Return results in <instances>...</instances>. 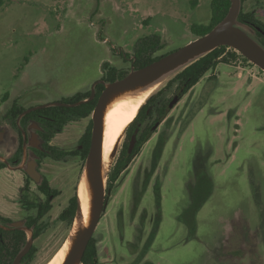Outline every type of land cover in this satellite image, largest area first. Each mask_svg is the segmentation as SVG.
Here are the masks:
<instances>
[{
  "label": "rangeland",
  "instance_id": "rangeland-1",
  "mask_svg": "<svg viewBox=\"0 0 264 264\" xmlns=\"http://www.w3.org/2000/svg\"><path fill=\"white\" fill-rule=\"evenodd\" d=\"M211 2L0 0V95L20 97L29 107L91 90L101 79L103 63L129 68L143 39L155 36L165 44L156 54L194 40L191 26L209 23ZM245 8L264 22V0H247ZM241 27L255 35L251 27ZM172 94L168 90L165 98ZM5 108L6 104H0V114ZM90 118L68 123L54 135L53 143L73 149ZM36 127H29L28 135L36 133ZM1 128L5 132L0 155L5 158L13 154L18 133L6 122H0ZM163 129L169 138L159 147ZM124 142L126 130L110 168ZM157 153L151 180L156 176L162 180L158 196L150 188L134 206L133 177L137 169H147ZM83 167L73 157L42 166L59 191L49 219H56L76 192ZM198 175L206 176L209 183L198 191L199 198L205 195L206 199L192 216L191 192ZM20 177L21 170H0V213L13 219L20 216L15 203ZM115 183L119 186L115 192H106L108 203L93 233L98 264H264L262 241L254 242L239 259L228 254L229 244L236 248V238L250 240L262 228L256 199L259 195L264 205V71L238 59L206 72L170 109L165 122L154 129ZM73 222L66 235L58 226L44 235L29 264H44L58 250L63 235L70 236ZM27 235L29 239L31 232Z\"/></svg>",
  "mask_w": 264,
  "mask_h": 264
},
{
  "label": "trees",
  "instance_id": "trees-1",
  "mask_svg": "<svg viewBox=\"0 0 264 264\" xmlns=\"http://www.w3.org/2000/svg\"><path fill=\"white\" fill-rule=\"evenodd\" d=\"M246 1L247 0H241V9L237 18V22L240 25L251 27L254 30V33L260 36L259 31H264V23L257 16L255 11L245 8ZM229 7L230 0H212L211 17L209 23L193 24L191 26V31L196 35V37L206 34L214 25H216L224 18ZM256 35L251 36L264 47V44ZM164 45L165 44L155 36L143 39L139 42L138 49L131 57L129 68H119L116 65H111L109 62H105L102 66L103 74L101 76V79H103L105 82L115 81L124 77L130 70L141 68L153 62L154 60H157L161 56L167 54H156V52L162 49ZM238 59H241L245 63L253 64L249 62L246 57H244L242 54L231 47L225 45L216 47L215 49L209 51L208 53L197 58L184 68L177 71L170 79L166 81L162 88H160L153 95L151 94L146 99L145 103L140 107L133 121H131V123L126 127L127 129H125L127 132L126 142L123 143L122 150L120 151L117 159L115 160V163L108 172L106 192L109 191L110 193L111 191H116L119 183H115V181L117 180L123 168L126 167L129 159L134 154L138 153L140 147L150 138L151 127L157 121L167 118V115L170 111L168 109V104L173 96L175 94H179L180 96L186 94L206 74V72H208L209 70H213L217 66V64L228 63L230 61H236ZM103 89V84H97L95 86V95L91 100L84 101L73 106L54 105L38 108L22 115L20 118H18L20 114L25 109L31 106H24L19 100L20 97L11 99L8 93H3L2 95H0V104H6L5 110L0 114V122L9 123L12 128L17 131L20 137L19 146L15 152V157L18 159V157L22 153L23 131L27 132L28 126L31 123L35 122L40 127L39 135L44 144L42 150L31 148L32 152L37 155H44L47 152H52L55 155H75L77 156L78 160H80L82 163H85L91 141L92 120L90 117L96 105L97 99ZM168 90L173 94L171 98L166 99L165 94ZM90 94L91 90L80 91L71 96L62 97L58 101L72 104L87 99ZM191 116L192 114H189L188 118H192ZM88 117L90 118L89 123L83 134L80 136L77 146L74 149H60L58 147H54L51 144V140L53 139L54 135L61 132L68 123L74 120ZM187 123L188 121L186 120L184 122V126L187 125ZM137 126L139 127V129L136 133L135 145L131 152L128 153L129 142L132 134L134 133V129L137 128ZM184 126H182V128ZM182 128H180V132ZM168 138L169 136L167 135L166 130L163 129V131L159 134L158 146H163ZM159 154L160 153L155 154L152 160L158 162ZM5 166V163L3 161H0V168H3ZM208 183L209 180L206 176L198 175L195 184L192 186V202L189 209L192 216L196 214V212L199 210L200 206L206 199L205 195L199 198L201 192L198 191ZM45 185L46 182L43 186H41L43 190H45ZM257 197L258 198L256 199V202L258 203V209L260 213L259 222L260 225H262V228L259 225L260 231L258 233V236L256 234L254 238H249L250 240L244 238L243 236L236 238V248H233V242L232 244H229L228 254H231V256L234 257H238L237 259L241 258V256H244L243 253H245V250L250 248L252 245H255V243L262 241L264 245V205L260 201V196L258 195ZM28 206L30 212L22 228L6 226L3 224L0 226V264H12L15 256L23 249L26 242L28 241L26 230L31 231V238L33 240V243L30 250L21 259L20 264H29L34 260L38 252L37 242L49 231L53 230L57 223L59 224L58 227H60L61 230H64V235H66L67 231L71 228L72 222L77 212L78 197L76 193H73L64 208L61 210L58 216V221H56L57 223L52 225L47 221V218L45 217V214L51 208L50 204L45 202H31ZM158 220L159 218L155 221V228L158 224ZM63 237L62 242L67 236L65 238ZM62 242L59 244V246L62 244ZM95 259H98V243L97 240L92 236L83 253L81 264H93ZM256 259H258L257 255ZM251 264L255 263L253 262Z\"/></svg>",
  "mask_w": 264,
  "mask_h": 264
},
{
  "label": "water",
  "instance_id": "water-1",
  "mask_svg": "<svg viewBox=\"0 0 264 264\" xmlns=\"http://www.w3.org/2000/svg\"><path fill=\"white\" fill-rule=\"evenodd\" d=\"M241 9V0H230V7L224 18L214 25L206 34L196 37L186 45L179 49L171 51L157 60L137 69L130 70L124 77L112 82H105L103 79L97 80L92 88L90 96L76 103L68 104L65 102L55 101L31 106L25 109L18 118L22 115L43 108L46 106H73L84 101L91 100L95 95V86L103 84L104 89L99 95L96 105L91 114L92 128L91 141L88 154L85 159L83 169L86 170L87 179L90 186L91 195V215L88 221L82 224L76 231L70 250L62 264H81L82 256L85 248L93 236L96 226L99 222L102 212L106 207V179L103 177L102 170V133L104 113L108 103L118 94L144 88L149 84L166 78L173 72L179 71L197 58L203 56L216 47L225 45L233 48L249 62L256 65L264 71V47L260 45L241 25L237 22V18ZM180 100V95L175 94L168 104V109H172ZM160 121L155 123L150 132L158 126ZM5 128L0 129V141L4 139ZM25 138V132L23 131ZM136 141V131L132 134L128 152L132 150ZM24 145L25 139H24ZM33 145V144H32ZM3 161L6 160L0 157ZM27 172L35 178L32 167L27 169ZM80 204L78 201L77 212L75 218L80 215ZM23 221L12 222L10 226L22 228ZM32 246V238L29 237L23 249L15 256L12 264H20L23 256L29 251ZM93 264H96L94 261Z\"/></svg>",
  "mask_w": 264,
  "mask_h": 264
},
{
  "label": "flooded vegetation",
  "instance_id": "flooded-vegetation-1",
  "mask_svg": "<svg viewBox=\"0 0 264 264\" xmlns=\"http://www.w3.org/2000/svg\"><path fill=\"white\" fill-rule=\"evenodd\" d=\"M259 33H260V36L259 35H256V34L255 35L264 44V31H261V32L259 31ZM180 98H181V96H180ZM166 119L167 118H165L163 120H159L160 123L158 124L157 127H159L160 125H162L165 122ZM33 125L37 126L35 128V132L36 133H31V135H28L29 134L28 133L29 127L30 128L31 127L33 128ZM39 130H40V127L35 122L31 123L28 126L27 132H25V138H24V136H22V138H23V141H22L23 148H22V153L20 154V156L18 157V159L15 157L16 156L15 155V152H16L18 146H19V141H20L19 135H18V143H17V146H16L13 154L10 155L9 157H5L4 158L6 160V162L3 161L0 158V161H3L5 163V165H6L5 167L0 168V170H2V169H10V170L18 169L19 171L21 170L23 172V178L20 177L21 178V184L18 185V193H17V197L15 199L16 200L15 203L18 205V208H19V211H18L19 213L18 214L20 216L17 219H13V218H11V216H5V215H3V214L0 213V226L2 224L3 225H6V226H10L12 222H18V221H23V225L22 226H24V223H25V221L27 219V216H28V214L30 212L28 205L31 202H36V203H44L45 202V203L50 204V207L51 208L45 214V217L47 218V221L51 225L57 223L56 221H58V216H59V214H60L61 211L57 214L56 219H54V220H51V218L49 219V216H50V212L53 210V200L59 195V191L51 184V179H52L51 178V175L50 174H47L42 169V166L45 165V164H48V163H52V164L59 163L62 160H64L66 157H73L75 159H78V158L75 155H55L52 152H47L44 155H37L34 152H32L31 148H33V149H41V150L43 149V144L44 143H43V140L41 139V137L39 135ZM136 130L137 129L135 128V131ZM37 135H38V138H36ZM126 135H127V132H126ZM24 139H25V144L26 145H24ZM51 144L54 147H58V146H56L53 143V139L51 140ZM58 148H60V147H58ZM122 148H123V145L121 147V150H122ZM60 149H64V148H60ZM136 154H134L129 159V161L127 162L126 167L123 168V170L120 173H122V172H124L126 170V168L129 166V164L133 161V159L136 156ZM0 157L3 158L2 155H0ZM157 163L158 162H155L154 160L151 159L150 160V163L148 165V168L147 169L146 168L143 169L142 170L143 172L141 170L137 169V172H136L135 176L133 177V187H132L133 188V190H132V194H133L132 200L133 201L132 202H133V205L134 206H136L139 203L141 195H143L144 192L147 191L148 189H150V188L153 189V192H155V195L156 196H157V193H159V189H160L161 183H162L161 178L158 179V176L155 175L157 178L155 177L153 180H151L152 174H154V172L156 171ZM23 165H25V167L23 169H20L21 166H23ZM30 167H32V170L34 172L35 178L32 177L27 172V169H29ZM164 173L165 172H163V174ZM45 182H46V185H45L44 188H45L46 191L43 190L42 187H41V186H43L45 184ZM79 183H80V178H79L78 183H77V186H76V192H74V193L77 194V197H78ZM107 194H109V191H107ZM69 198H67L66 203L68 202ZM66 203H65V205H66ZM107 203H108V197H106V205H107ZM64 206L62 207V209L64 208ZM143 215H144V213H143ZM158 218H159V214H157L156 217L154 218L155 221ZM58 225L59 224L57 223L55 225V227H57ZM11 227H14V226H11ZM26 231H30V230H26ZM31 235H32V233H31ZM65 241L63 242V244L65 243ZM32 243H33V240H32ZM95 261H96V264H98V259H95Z\"/></svg>",
  "mask_w": 264,
  "mask_h": 264
},
{
  "label": "bare ground",
  "instance_id": "bare-ground-1",
  "mask_svg": "<svg viewBox=\"0 0 264 264\" xmlns=\"http://www.w3.org/2000/svg\"><path fill=\"white\" fill-rule=\"evenodd\" d=\"M164 78H161L144 88L124 91L115 96L107 105L103 119L102 133V170L104 180L113 162L116 149L126 127L137 115L140 107L146 99L157 89ZM78 201L80 204V215L73 223L70 236L65 243L52 255L45 264H62L72 245V239L79 227L86 223L91 215L90 186L83 169L78 188Z\"/></svg>",
  "mask_w": 264,
  "mask_h": 264
}]
</instances>
